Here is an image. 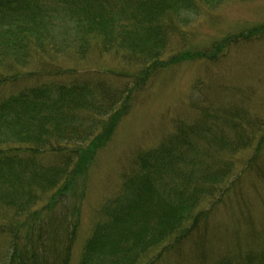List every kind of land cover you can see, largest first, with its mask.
<instances>
[{"label": "trees", "instance_id": "16d2710c", "mask_svg": "<svg viewBox=\"0 0 264 264\" xmlns=\"http://www.w3.org/2000/svg\"><path fill=\"white\" fill-rule=\"evenodd\" d=\"M224 1L0 0V234L25 233L32 244L15 248L2 264L69 263L81 184L134 91L148 84L138 86L124 66L90 74L44 61L48 75L60 78L35 81L36 70L27 68L33 56L61 52L57 27L65 28L64 47L79 57L113 50L144 67L147 77L171 57L216 65L233 47L264 38L263 23L206 48H172L174 36L191 37L194 21ZM192 91L195 114L177 118L172 132L138 151L123 170L79 264H158L186 245L204 263L264 264V228H254L241 187L247 171L264 176V117L253 113L241 89L231 87L239 97L232 101L230 88L216 85L212 73L197 78ZM249 149L243 163L240 153ZM233 198L238 227L230 238L219 236L210 255L212 216Z\"/></svg>", "mask_w": 264, "mask_h": 264}, {"label": "rangeland", "instance_id": "374dc122", "mask_svg": "<svg viewBox=\"0 0 264 264\" xmlns=\"http://www.w3.org/2000/svg\"><path fill=\"white\" fill-rule=\"evenodd\" d=\"M264 23V0H227L213 12L203 13L191 27L193 34L185 40L174 36V49H202L219 42L225 37L246 31L251 27ZM65 28L59 25L56 29L55 47L60 41L61 52H51L47 57L33 56L28 69L36 70L35 81L50 76L49 68L42 65L56 64L61 69L93 74L106 68L120 69L124 66L132 75L136 84L141 87L143 81L148 83L140 91H134L129 109L122 115L110 140L100 147L88 170L86 181L81 184L84 196L80 204V224L70 250L69 263L79 264L86 240L100 215L104 201L110 199L122 182V172L131 166L138 151L156 145L165 135L174 129L177 118L192 117L195 112L190 102L195 93L192 86L199 77H207L212 73L216 85L236 87L246 92L250 98L245 101L253 113L264 117V38L243 43L232 48L228 57L220 64L206 65L198 61H182L173 63L175 57L163 61V67L150 76L144 77V67L129 62L108 50L100 54L90 50L85 57H79L69 47H64ZM185 42V45H184ZM181 45V46H179ZM184 46V47H183ZM149 78V79H148ZM19 81L14 87L19 86ZM5 89L3 92H7ZM217 95L224 94L217 92ZM232 94V101L239 97ZM226 98H221L220 101ZM253 149L240 153L243 163L253 153ZM261 155V154H260ZM264 164V159H260ZM264 167V165H262ZM244 196L249 200L251 212L249 216L255 229L264 228V176L259 177L247 171L241 183ZM236 199L228 206L215 210L211 227L208 230L206 246L210 255L217 249V238H230L238 227L236 221ZM242 233L246 227L242 222ZM25 233L3 232L0 234V264L9 258L15 248L31 246ZM18 240V242H17ZM16 244V247H14ZM197 252V253H196ZM195 246L186 245L184 249L168 252L158 264H212L213 261H202ZM208 255V254H207ZM209 256V255H208ZM210 258V256H209Z\"/></svg>", "mask_w": 264, "mask_h": 264}]
</instances>
